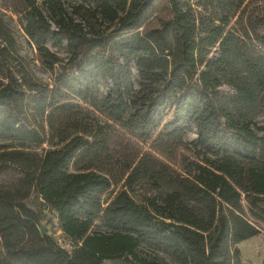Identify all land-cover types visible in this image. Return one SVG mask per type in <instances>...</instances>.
<instances>
[{
    "label": "trees",
    "instance_id": "trees-1",
    "mask_svg": "<svg viewBox=\"0 0 264 264\" xmlns=\"http://www.w3.org/2000/svg\"><path fill=\"white\" fill-rule=\"evenodd\" d=\"M157 2L24 0L51 83L15 62L0 21V128L48 145H0V173L22 174L0 186L1 264H245L237 244L264 227V0H167L155 18ZM92 72L111 81L99 99ZM37 185L71 252L25 204Z\"/></svg>",
    "mask_w": 264,
    "mask_h": 264
},
{
    "label": "rangeland",
    "instance_id": "rangeland-1",
    "mask_svg": "<svg viewBox=\"0 0 264 264\" xmlns=\"http://www.w3.org/2000/svg\"><path fill=\"white\" fill-rule=\"evenodd\" d=\"M38 3H41L42 0H36ZM68 2H73L74 0H67ZM238 1V0H236ZM248 0H243V4ZM25 4L24 0H0V21L6 27L8 32L13 37L12 43V56L18 64H23L29 70V72L38 80L51 83L52 76L49 71H47L42 65L38 52L36 50L34 42H32L28 36L25 34L23 30L24 18L23 15L25 13ZM23 10V11H22ZM169 15V4L167 0H158L154 16L157 17H167ZM155 23V19L153 20ZM64 44V43H63ZM63 44H54L52 40H47L46 45L52 50L57 52L60 55H64V45ZM133 76H136L135 67L132 65ZM90 85H91V96L95 99L101 98L111 86V81L108 78L101 76L97 72H92L90 75ZM85 107L89 109H93L89 103L79 102ZM30 113H34V111H28ZM5 110L0 111V115L3 116ZM36 114V113H35ZM37 119L41 118L39 115H35ZM170 115H166L165 120H163L160 126L151 134V138H153L157 132L162 128L164 123L169 119ZM44 119V116H43ZM127 137V136H126ZM196 137V133L194 129H190L186 132L185 139L192 140ZM137 144V142L133 141ZM21 141L14 138L9 132H6L0 128V145L8 146L7 149H22L23 150H36L38 152H43L44 149L48 148V145L43 143L42 145H34L28 144V147H21ZM144 149L148 148L149 142L146 144H140ZM6 148V147H5ZM189 155L187 152L182 151L180 156ZM180 157V158H181ZM175 168L179 169L178 162H175ZM72 170V169H69ZM22 174L12 167L7 168L5 171L0 173V186L2 187H11L14 182L21 176ZM38 187L33 188L27 198L24 199V202L27 206L32 208L39 217V226L42 227L45 231V234L49 235L54 242L64 250L71 252L74 248L73 240L64 233V231L60 228L57 211L51 206V203L47 201L44 197V192H46V188L40 189V185ZM52 186V185H51ZM57 184H55V187ZM48 187V186H46ZM121 187V182H114L112 186L101 194V198L104 199L107 196L111 197L119 188ZM95 226H100L99 220L95 221ZM237 247L241 251V258L245 264H263L264 259V227L261 231L238 243ZM156 251V250H155ZM151 251L150 249H146V247H140V252L145 256H152L154 254L162 253ZM166 259V258H165ZM167 260V259H166ZM0 264H1V255H0ZM101 264H135L129 261V259L125 256L120 257H112L105 258L102 260Z\"/></svg>",
    "mask_w": 264,
    "mask_h": 264
},
{
    "label": "water",
    "instance_id": "water-1",
    "mask_svg": "<svg viewBox=\"0 0 264 264\" xmlns=\"http://www.w3.org/2000/svg\"><path fill=\"white\" fill-rule=\"evenodd\" d=\"M40 230H41L42 235H44L45 234L44 229L41 227ZM263 262H264V259H263Z\"/></svg>",
    "mask_w": 264,
    "mask_h": 264
}]
</instances>
